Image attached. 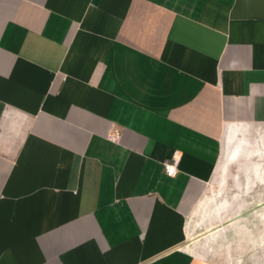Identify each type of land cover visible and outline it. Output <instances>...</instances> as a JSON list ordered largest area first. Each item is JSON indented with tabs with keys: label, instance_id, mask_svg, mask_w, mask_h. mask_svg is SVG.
I'll list each match as a JSON object with an SVG mask.
<instances>
[{
	"label": "crops",
	"instance_id": "0c3cea01",
	"mask_svg": "<svg viewBox=\"0 0 264 264\" xmlns=\"http://www.w3.org/2000/svg\"><path fill=\"white\" fill-rule=\"evenodd\" d=\"M256 131L264 0H0V264H219L189 216Z\"/></svg>",
	"mask_w": 264,
	"mask_h": 264
},
{
	"label": "rangeland",
	"instance_id": "374dc122",
	"mask_svg": "<svg viewBox=\"0 0 264 264\" xmlns=\"http://www.w3.org/2000/svg\"><path fill=\"white\" fill-rule=\"evenodd\" d=\"M244 139L247 146L255 145L259 150L239 156L224 173L218 168L208 184L206 194L214 203H226L222 219L211 224L201 220L200 214L189 216L191 242L200 243L220 228L210 248L219 264H264V132H252ZM254 155L262 159L258 172L252 163ZM206 207L207 201L202 200L198 209L206 212ZM236 214L232 223L226 220Z\"/></svg>",
	"mask_w": 264,
	"mask_h": 264
},
{
	"label": "built area",
	"instance_id": "2783aa9c",
	"mask_svg": "<svg viewBox=\"0 0 264 264\" xmlns=\"http://www.w3.org/2000/svg\"><path fill=\"white\" fill-rule=\"evenodd\" d=\"M119 135H120V131L118 129H114L113 130V133L110 135V139L111 140H117L119 138ZM178 160H179V157L176 153L172 154V156L168 159V160H165L163 162V169H164V172L168 175V176H175L178 169H177V163H178ZM172 169L171 172H169V169Z\"/></svg>",
	"mask_w": 264,
	"mask_h": 264
},
{
	"label": "snow or ice",
	"instance_id": "6c2138e0",
	"mask_svg": "<svg viewBox=\"0 0 264 264\" xmlns=\"http://www.w3.org/2000/svg\"><path fill=\"white\" fill-rule=\"evenodd\" d=\"M171 171H172V169L170 168V169H169V172H171Z\"/></svg>",
	"mask_w": 264,
	"mask_h": 264
}]
</instances>
